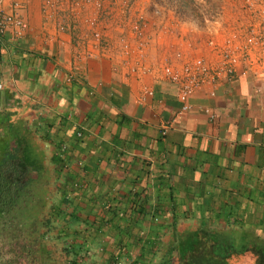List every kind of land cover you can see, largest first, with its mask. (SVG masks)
<instances>
[{
	"label": "crops",
	"instance_id": "0c3cea01",
	"mask_svg": "<svg viewBox=\"0 0 264 264\" xmlns=\"http://www.w3.org/2000/svg\"><path fill=\"white\" fill-rule=\"evenodd\" d=\"M51 1L0 0L7 13L21 4L29 25L0 41V121L30 179L48 182L43 226L81 247L80 264L217 261L218 244L231 245L229 264L264 260V49L232 78L195 91L181 112L162 69L214 61L206 33L150 15L140 62L150 71L132 73L137 38L123 26L144 0L126 11L129 0L102 1L104 13L101 0ZM234 2L224 17L240 28Z\"/></svg>",
	"mask_w": 264,
	"mask_h": 264
},
{
	"label": "rangeland",
	"instance_id": "374dc122",
	"mask_svg": "<svg viewBox=\"0 0 264 264\" xmlns=\"http://www.w3.org/2000/svg\"><path fill=\"white\" fill-rule=\"evenodd\" d=\"M101 0L98 2L97 7L102 11ZM135 0H129V3L124 6L125 11L130 9L132 2ZM145 7L136 12L137 15L128 20V14L125 16L124 30L129 28L131 33L137 37L136 33L132 29V25L135 19L140 15L146 20V28L143 29V35L150 24V15L159 17L162 21H165L170 13L172 21L185 22L189 26H193L198 30L206 33L209 39L206 42V46L211 49V45L220 42L218 37L221 34L225 37L234 29L229 25V21L225 20L224 11L228 8L231 12L229 5L233 0H144ZM231 1V2H230ZM227 2L229 4H227ZM112 7L115 0L110 1ZM236 8L235 12L243 13V0H235L233 4ZM233 8V7H232ZM107 8L105 12H107ZM233 11V9H232ZM100 12V11H98ZM233 11V13H235ZM137 16V18H136ZM98 17V16H96ZM99 18V17H98ZM227 21V22H226ZM174 24V23H173ZM148 44V43H147ZM202 56V55H201ZM2 129V128H1ZM0 129V158L4 154V150L9 147L7 143L8 129ZM22 150V149H21ZM22 152V151H21ZM26 157H30L27 153ZM31 157L41 160L38 153L32 154ZM38 165V164H37ZM35 165H33L34 167ZM32 169L29 172V178L37 177L35 171ZM40 172V171H39ZM38 172V173H39ZM44 173V168L42 169ZM52 177V176H49ZM42 183V185H41ZM48 182H39L35 184L34 192L35 198L31 200V204L28 207H24L25 213L22 218L12 219L7 224L6 228L3 224H0V264H65L67 257L62 241L58 236V229L51 225L49 227L43 226L44 221L49 217L47 209V201L44 195L46 184ZM51 215V214H50ZM198 244H193L192 248L196 249ZM202 246H205L203 244ZM230 249L231 245H217L216 248H212V254L218 256V262L224 259L226 255L224 252ZM207 248H210L207 246ZM223 253V254H222ZM248 254L240 257V260L236 264H264V260L254 261ZM235 263V262H234ZM233 263V264H234Z\"/></svg>",
	"mask_w": 264,
	"mask_h": 264
},
{
	"label": "built area",
	"instance_id": "2783aa9c",
	"mask_svg": "<svg viewBox=\"0 0 264 264\" xmlns=\"http://www.w3.org/2000/svg\"><path fill=\"white\" fill-rule=\"evenodd\" d=\"M44 1L46 5H53L51 0ZM105 1L110 3L111 0ZM243 4L242 15L245 23H242L240 28H234L229 36L224 38L225 34L219 43L216 42L217 44L211 45L212 54L216 56L213 57L214 61L200 55L194 56L178 68L163 67L164 77L178 86L181 112L190 109L188 99L195 91L207 85L213 86L222 75H225L227 79L232 78L236 74V67L240 63L251 62L250 53L253 50L261 51L264 49V0H243ZM11 9L12 11L7 13L0 8V41L8 31H12L14 38L18 39L29 28L28 23L20 13L21 4L13 3ZM62 21L64 23L59 24V30L65 31L68 25L64 19ZM118 26L122 30V27ZM146 26V20L141 15L134 20L132 25V29L137 35L136 57L140 60L130 67L132 73L140 72L144 74L150 71L149 68L145 67V64L141 65L140 63L144 62L142 51L147 45L146 40L143 39L142 31ZM92 38L97 44L102 45V43H105L103 34L97 30L93 32ZM119 41L123 44V36L119 38ZM244 73L245 71H241V74ZM210 94L213 95V92Z\"/></svg>",
	"mask_w": 264,
	"mask_h": 264
},
{
	"label": "trees",
	"instance_id": "16d2710c",
	"mask_svg": "<svg viewBox=\"0 0 264 264\" xmlns=\"http://www.w3.org/2000/svg\"><path fill=\"white\" fill-rule=\"evenodd\" d=\"M0 96V102H1ZM3 123L0 121V128ZM3 129V128H2ZM0 158V224L6 228L12 219L22 218L24 207L31 204L35 198V183L29 178L31 165L25 164L18 157L15 148L5 149ZM81 246V245H80ZM81 247L66 244L64 247L68 260L67 264H80L78 256ZM222 264H229L221 260ZM192 264V263H191ZM194 264H219L218 260L196 261Z\"/></svg>",
	"mask_w": 264,
	"mask_h": 264
}]
</instances>
